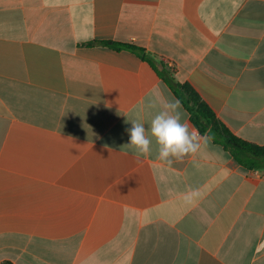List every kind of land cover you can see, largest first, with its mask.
I'll use <instances>...</instances> for the list:
<instances>
[{
  "label": "crops",
  "instance_id": "crops-1",
  "mask_svg": "<svg viewBox=\"0 0 264 264\" xmlns=\"http://www.w3.org/2000/svg\"><path fill=\"white\" fill-rule=\"evenodd\" d=\"M94 41L264 146V0H0V264H264V170L129 148L176 96Z\"/></svg>",
  "mask_w": 264,
  "mask_h": 264
},
{
  "label": "trees",
  "instance_id": "trees-1",
  "mask_svg": "<svg viewBox=\"0 0 264 264\" xmlns=\"http://www.w3.org/2000/svg\"><path fill=\"white\" fill-rule=\"evenodd\" d=\"M104 45L114 50H130L147 61L156 71L157 75L169 86L189 114L191 124L200 130L201 134L210 130L211 141L221 146L244 169L249 171L264 170V146L247 142L236 136L215 114L198 92L188 83L175 80L171 71L161 62L157 63L142 48L129 44L111 41L92 42L89 45ZM9 264V263H7Z\"/></svg>",
  "mask_w": 264,
  "mask_h": 264
},
{
  "label": "clouds",
  "instance_id": "clouds-1",
  "mask_svg": "<svg viewBox=\"0 0 264 264\" xmlns=\"http://www.w3.org/2000/svg\"><path fill=\"white\" fill-rule=\"evenodd\" d=\"M149 107L155 108V104ZM182 102L173 97L165 101L161 109L153 116L150 127L139 120H131L128 129L129 142L127 146L139 154H149L153 141L157 146V159L169 165L173 160H182L185 156L195 155L202 146L206 147L212 135L210 130L201 134L200 130L191 126L184 115ZM191 194L186 197L189 199Z\"/></svg>",
  "mask_w": 264,
  "mask_h": 264
}]
</instances>
